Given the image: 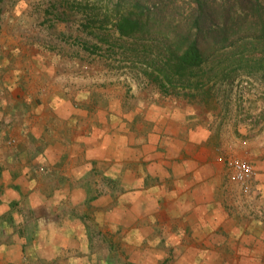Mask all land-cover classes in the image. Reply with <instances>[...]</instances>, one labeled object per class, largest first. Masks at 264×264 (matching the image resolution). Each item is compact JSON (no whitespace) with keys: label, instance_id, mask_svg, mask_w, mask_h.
<instances>
[{"label":"crops","instance_id":"crops-1","mask_svg":"<svg viewBox=\"0 0 264 264\" xmlns=\"http://www.w3.org/2000/svg\"><path fill=\"white\" fill-rule=\"evenodd\" d=\"M39 74L0 102V264H264L261 148L239 178L195 119Z\"/></svg>","mask_w":264,"mask_h":264},{"label":"rangeland","instance_id":"rangeland-1","mask_svg":"<svg viewBox=\"0 0 264 264\" xmlns=\"http://www.w3.org/2000/svg\"><path fill=\"white\" fill-rule=\"evenodd\" d=\"M117 3L1 0L0 102L7 101L8 95L17 96V101L25 100L29 93L35 97L43 71L53 74L61 87L113 88L134 98H150L180 118L195 119L193 126L203 127L236 151L232 158L245 159L243 141L257 145L252 159L260 164V148L264 151L263 71L246 74L241 68L227 79L223 69L239 58L229 55L213 58L186 77H172L165 66L162 38L118 37L112 26ZM21 81L23 92L18 86ZM4 86L12 90L3 92Z\"/></svg>","mask_w":264,"mask_h":264},{"label":"trees","instance_id":"trees-1","mask_svg":"<svg viewBox=\"0 0 264 264\" xmlns=\"http://www.w3.org/2000/svg\"><path fill=\"white\" fill-rule=\"evenodd\" d=\"M116 9L112 26L120 39L165 41L172 77L229 55L239 58L223 69L225 78L241 68L264 74V0H118Z\"/></svg>","mask_w":264,"mask_h":264},{"label":"built area","instance_id":"built-area-1","mask_svg":"<svg viewBox=\"0 0 264 264\" xmlns=\"http://www.w3.org/2000/svg\"><path fill=\"white\" fill-rule=\"evenodd\" d=\"M244 146L245 143H242ZM219 163H228L233 171L235 172L236 176L239 178H251L254 175V170L252 165L245 159H236L232 158L231 160H226L222 158L217 159Z\"/></svg>","mask_w":264,"mask_h":264}]
</instances>
